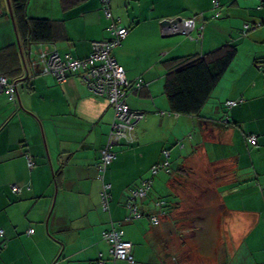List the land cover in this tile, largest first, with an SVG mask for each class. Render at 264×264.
Returning a JSON list of instances; mask_svg holds the SVG:
<instances>
[{
  "label": "crops",
  "instance_id": "0c3cea01",
  "mask_svg": "<svg viewBox=\"0 0 264 264\" xmlns=\"http://www.w3.org/2000/svg\"><path fill=\"white\" fill-rule=\"evenodd\" d=\"M110 8L130 29L114 54L128 82L143 81L126 95L143 119L107 169L109 214L96 165L113 107L78 74L59 82L44 73L37 54L18 47L7 0H0V76L18 90L11 101L0 87V264H130L111 258L103 232L113 226L132 243L134 264H264V0H220L219 19L212 0H112ZM27 15L56 23L54 41L42 49L63 59H84L94 42L112 38L99 0H29ZM177 18L195 21L190 36L182 24L162 26ZM228 43L238 55L202 110L206 115L173 113L165 93L173 61ZM194 126L201 130L196 147L187 137ZM165 161L150 198L139 203L144 216L127 222L125 198ZM198 176L204 184H186ZM186 196L200 198V215L179 216ZM160 200L170 207L153 226L148 215L159 211Z\"/></svg>",
  "mask_w": 264,
  "mask_h": 264
},
{
  "label": "trees",
  "instance_id": "16d2710c",
  "mask_svg": "<svg viewBox=\"0 0 264 264\" xmlns=\"http://www.w3.org/2000/svg\"><path fill=\"white\" fill-rule=\"evenodd\" d=\"M62 1L65 5H67L70 3H74L76 0H62ZM99 1L102 5V10L104 12V8L106 7V4L103 3V0H99ZM111 2L112 0H109L107 4V8H109L110 12H111V8H110ZM7 3H8V7L10 5L7 16L11 18V13H10V9H11L13 18H14V23L16 26L15 28L17 29L16 33H18L17 34L19 37L18 47L20 46L19 43H21L22 46H24V48L27 49V52L30 55L37 54V57H36L37 63H39V56L41 52H47V51H43L42 46L45 43H50L54 41L56 37V33L54 31V26L56 23H54L52 20H49V19L30 18L27 15V8H28L29 0H7ZM219 9L220 7L217 9V11H214L213 19H216L215 14L216 12L220 11ZM220 14H221V11H220ZM104 16H105V13H104ZM110 20H112L111 25L113 23L119 25V23L117 22L118 20L114 19L113 16ZM261 25L262 24H259L258 26H261ZM124 28L128 30V34H129L130 29L126 27ZM245 29H246L245 32L249 31V27H246ZM113 37L114 36L112 35V38L110 40H112ZM110 40H106V41H110ZM122 42L120 43V46L122 45ZM120 46L116 47L113 50L112 53L114 57H115V54H114L115 51ZM237 55H238L237 46L232 43H228L222 46L220 49L213 51L209 54L203 55L201 57L200 56H189V57H185L181 59H176L175 61H173L176 63V68L170 72V74L167 77L166 84H165V93L167 95L172 112L178 115H190V116L197 115L199 116L202 110L204 109V107L206 106V104L208 103V101L210 100L212 93L214 92V90L216 89V87L218 86V84L220 83V81L222 80V78L224 77L228 69L230 68L231 64L233 63ZM67 57H70V56H67ZM41 70H42V66H41ZM77 74L79 75V73ZM1 77H5L8 79V77L5 75L0 76V78ZM2 92H5V91H2ZM108 137H110V134ZM124 141L125 139L121 140L117 145H114L111 149V152L114 154L115 153L114 150L116 149V147L121 145L122 142ZM249 143L251 142L249 141ZM252 145H256V144H252ZM153 168L154 167L151 168L150 176L143 179L137 187L130 190L129 195L126 198L125 206L129 210V216L127 218V222H134L140 219L142 216H144V213L141 211L139 203L141 201L144 202L146 199L150 198V195L154 187L153 179L156 175L160 173L159 171V173L154 174ZM106 172L107 170H105L103 174L99 172L100 175L98 178L103 184L102 192H101L102 210L110 214L111 206L113 202L112 185L107 184L105 181ZM107 185L110 186V189H105ZM105 191H107V194L109 195L106 205L104 204V198H103V194ZM155 203L159 211L157 210L154 213L149 214L148 218L150 219L151 224L153 226H158L160 225L161 217L166 216L168 214L167 212L168 210L166 209H168L170 206L165 201H162V200L156 201ZM153 219H156L158 223L156 224L153 221ZM113 229L123 233V230L117 229L114 226L111 229L104 231L103 233L111 231ZM123 236H122L123 241L129 242V241H126ZM123 261L129 262L128 260H123ZM101 263H102V260L99 262V264ZM134 263L135 261L133 259V263H130V264H134Z\"/></svg>",
  "mask_w": 264,
  "mask_h": 264
},
{
  "label": "built area",
  "instance_id": "2783aa9c",
  "mask_svg": "<svg viewBox=\"0 0 264 264\" xmlns=\"http://www.w3.org/2000/svg\"><path fill=\"white\" fill-rule=\"evenodd\" d=\"M109 0H103L106 4L104 8L105 17L111 19L112 15L107 8ZM214 10L220 7L219 0H212ZM220 11L216 12L215 18L220 17ZM183 32L190 36L195 29V21L190 19L184 21ZM109 31L114 36L110 41L94 42L92 44V53L86 59H73L66 57L61 58L58 52H41L39 56V63L42 70L46 74L53 75L59 82H65L70 74H77L81 77L82 82L89 88V90L97 96L107 99L109 104L114 108L115 117L112 124L110 137L107 147L102 152V158L97 165L100 173L103 174L105 170L112 163L115 155L111 152L114 145H117L121 140H127L130 132H132L139 121L143 119V115L134 112L126 103V95L130 89H140L143 81L139 80L132 83L128 82L125 69L118 63L113 55V50L120 46V43L128 35V30L118 24L113 23ZM199 39V38H198ZM0 87L2 91L14 100L16 97L17 86L15 83H10L7 78H0ZM234 103H229L232 105ZM249 141L252 144L257 143L255 137H250ZM164 156L169 157V152L165 151ZM30 167L33 166L32 160H29ZM169 162L165 161L162 164L153 168L154 174H157L161 169L167 170ZM14 192H19L17 186L12 187ZM105 189H110L107 185ZM104 204H107L109 195L107 191L103 194ZM157 224V220L153 219ZM2 234V232H0ZM31 235V232H29ZM104 239L111 244L110 255L113 262L117 260H128L133 263L132 245L122 239L123 233L115 229L103 233ZM102 264H105L102 262Z\"/></svg>",
  "mask_w": 264,
  "mask_h": 264
},
{
  "label": "rangeland",
  "instance_id": "374dc122",
  "mask_svg": "<svg viewBox=\"0 0 264 264\" xmlns=\"http://www.w3.org/2000/svg\"><path fill=\"white\" fill-rule=\"evenodd\" d=\"M206 110L207 109H205L202 112V114H201L202 117H204L206 115V113H207ZM190 134H192V137H193V139L190 140V142L192 143V146L196 147V145L198 143L199 136L201 134V130H200V128L198 126L197 127L194 126V128L191 131L188 132L187 137ZM183 161H184V157L181 160L175 161V166H174L173 169H175L177 171V169L182 165ZM176 173H178V172H176ZM199 177L200 176L191 178V180H190L191 183L190 182H186V184L187 185H195V184H198V185L201 184L202 185V184H204L205 183V181H204V177L205 176H203V178H199ZM156 188H159V183L158 182L156 183ZM185 195L186 194H182L183 197H185ZM196 195H198L199 197L202 196V194L201 193H198V192H197ZM185 199H187L186 200L187 204L186 205H184V204L181 205L184 209H181V212H180L179 216L180 217H185L186 215H189L190 216L191 214H193V216L200 215L201 212L198 209V207H199L198 201H200V198H197L196 196L195 197H188V196H186ZM226 227L227 226L224 227L225 228V232H227V228ZM227 236H228V238L230 237L229 235H227ZM232 252H233V250H232Z\"/></svg>",
  "mask_w": 264,
  "mask_h": 264
},
{
  "label": "water",
  "instance_id": "95a60500",
  "mask_svg": "<svg viewBox=\"0 0 264 264\" xmlns=\"http://www.w3.org/2000/svg\"><path fill=\"white\" fill-rule=\"evenodd\" d=\"M9 2V1H8ZM10 4V3H9ZM9 8H10V5H9ZM10 13H11V19H12V22H13V25H14V28L16 27L15 26V23H14V18H13V14H12V10L10 9ZM184 23V19L182 18H177L176 21H170V20H165L163 23H162V26L166 29H173V28H176L177 24H183ZM16 29V28H15ZM18 94V90L16 92V96Z\"/></svg>",
  "mask_w": 264,
  "mask_h": 264
}]
</instances>
